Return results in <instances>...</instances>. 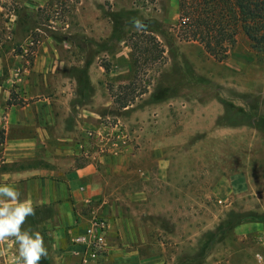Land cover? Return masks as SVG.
<instances>
[{
	"label": "rangeland",
	"instance_id": "rangeland-1",
	"mask_svg": "<svg viewBox=\"0 0 264 264\" xmlns=\"http://www.w3.org/2000/svg\"><path fill=\"white\" fill-rule=\"evenodd\" d=\"M178 22V0H0V171L3 108L51 103L57 160L101 187L79 209L109 224L96 264H264V58L240 36L218 61ZM143 32L164 56L135 78Z\"/></svg>",
	"mask_w": 264,
	"mask_h": 264
},
{
	"label": "crops",
	"instance_id": "crops-1",
	"mask_svg": "<svg viewBox=\"0 0 264 264\" xmlns=\"http://www.w3.org/2000/svg\"><path fill=\"white\" fill-rule=\"evenodd\" d=\"M3 109L5 145L0 182L14 184L21 200L33 202L35 215L27 218L24 227L31 226L44 237L48 256L41 264H81L72 239L85 226L86 216L79 209L100 198L101 187L93 178L94 164L66 169L59 163L58 156H70V151L62 152L57 144L65 135L60 133V114L51 103L37 101ZM70 136L67 138L73 139ZM17 258L13 240L0 241V264H17Z\"/></svg>",
	"mask_w": 264,
	"mask_h": 264
},
{
	"label": "trees",
	"instance_id": "trees-1",
	"mask_svg": "<svg viewBox=\"0 0 264 264\" xmlns=\"http://www.w3.org/2000/svg\"><path fill=\"white\" fill-rule=\"evenodd\" d=\"M178 11L180 39L200 43L218 61L227 58L229 47L240 36L247 40L254 58H264V0H178ZM137 38L140 42H133V38L131 45L135 78L144 66L164 56L155 36L143 32ZM129 89L121 87L115 101L120 108L128 107L134 100H130Z\"/></svg>",
	"mask_w": 264,
	"mask_h": 264
},
{
	"label": "clouds",
	"instance_id": "clouds-1",
	"mask_svg": "<svg viewBox=\"0 0 264 264\" xmlns=\"http://www.w3.org/2000/svg\"><path fill=\"white\" fill-rule=\"evenodd\" d=\"M142 27L140 21H135ZM18 188L8 182H0V241L13 240L17 246V264H41L48 256L44 237L31 226L24 227L28 217L35 215L30 199H20Z\"/></svg>",
	"mask_w": 264,
	"mask_h": 264
},
{
	"label": "built area",
	"instance_id": "built-area-1",
	"mask_svg": "<svg viewBox=\"0 0 264 264\" xmlns=\"http://www.w3.org/2000/svg\"><path fill=\"white\" fill-rule=\"evenodd\" d=\"M109 232L108 221L104 218L92 217L81 227L72 239V246L78 251L81 264H96L104 258Z\"/></svg>",
	"mask_w": 264,
	"mask_h": 264
}]
</instances>
